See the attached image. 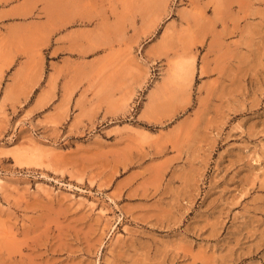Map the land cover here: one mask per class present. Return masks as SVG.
I'll list each match as a JSON object with an SVG mask.
<instances>
[{
	"label": "rangeland",
	"instance_id": "374dc122",
	"mask_svg": "<svg viewBox=\"0 0 264 264\" xmlns=\"http://www.w3.org/2000/svg\"><path fill=\"white\" fill-rule=\"evenodd\" d=\"M228 1L0 0V264H264V0Z\"/></svg>",
	"mask_w": 264,
	"mask_h": 264
},
{
	"label": "crops",
	"instance_id": "0c3cea01",
	"mask_svg": "<svg viewBox=\"0 0 264 264\" xmlns=\"http://www.w3.org/2000/svg\"><path fill=\"white\" fill-rule=\"evenodd\" d=\"M4 13H0V14H6V11H3ZM5 20H7V18H4ZM13 81H21L19 74H17V76H15Z\"/></svg>",
	"mask_w": 264,
	"mask_h": 264
},
{
	"label": "bare ground",
	"instance_id": "6f19581e",
	"mask_svg": "<svg viewBox=\"0 0 264 264\" xmlns=\"http://www.w3.org/2000/svg\"><path fill=\"white\" fill-rule=\"evenodd\" d=\"M234 1H235V0H234ZM228 2H229V3H227V4H230L231 0H229ZM232 4H233V3H232ZM228 6H230V5H228Z\"/></svg>",
	"mask_w": 264,
	"mask_h": 264
}]
</instances>
